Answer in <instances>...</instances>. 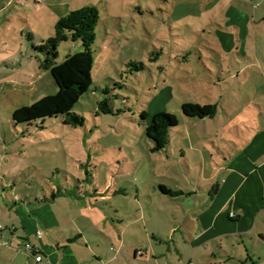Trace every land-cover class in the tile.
Here are the masks:
<instances>
[{
	"label": "rangeland",
	"instance_id": "obj_1",
	"mask_svg": "<svg viewBox=\"0 0 264 264\" xmlns=\"http://www.w3.org/2000/svg\"><path fill=\"white\" fill-rule=\"evenodd\" d=\"M215 1L0 0V264H36L29 244L40 249L43 264L72 263L67 241L78 232L83 241L73 246L81 261L92 264L98 254L111 259L118 251L122 262L116 264H139L133 253H121L117 227L133 245L151 241L164 253L172 248L177 254L172 239L157 244L148 235L160 227L172 236L169 212L184 213L172 204L180 196H166L160 186L200 195L199 188H212L211 174L219 173L236 144L243 145L264 99V39L251 44L242 29L216 30L217 20L226 25L230 17L225 5L235 3L251 15L253 0H222L213 7ZM87 6L98 9L100 20L93 84L74 107L85 125L68 126L63 116L15 125V110L58 92L35 48L53 36L63 17ZM250 48L251 56L255 49L260 56L257 66L244 58ZM82 51L81 42H64L57 62ZM101 101H108L113 114L100 111ZM187 102L216 103L220 115L188 118L181 108ZM143 111L179 119L163 152L151 151ZM44 190L49 198L44 205L20 201L44 198ZM153 206L163 211L159 227L132 218L143 208L151 217ZM255 252L248 264H264V247ZM246 255L241 250L237 258ZM170 259L153 263L179 264Z\"/></svg>",
	"mask_w": 264,
	"mask_h": 264
},
{
	"label": "crops",
	"instance_id": "obj_2",
	"mask_svg": "<svg viewBox=\"0 0 264 264\" xmlns=\"http://www.w3.org/2000/svg\"><path fill=\"white\" fill-rule=\"evenodd\" d=\"M252 4L251 9L254 13H250L251 15L237 9V6L228 9L225 16H230L226 17V20L231 23H228L231 31L242 29L244 33L246 32L245 38L251 44H257L259 40L264 39V0H253ZM251 50L252 48L248 50L244 58L248 59L251 66H257L256 61L261 63L260 56L257 49L251 56ZM262 71L264 74L263 68ZM257 106L261 115L255 116L253 121L256 125L250 128L248 136L243 135L241 147L236 144L235 153L226 158L225 165L219 168V173L211 174L212 188H199L201 195L189 191L188 194L181 191L177 196L166 195L172 198L180 196L179 199L172 200V204L184 211L182 216L177 212L178 209H172L169 212L170 222L174 225L172 236L160 229L159 222H165L164 218L159 216L163 211L154 206L151 207V217L144 208L139 210L138 215L132 217L136 218V222L145 221L147 226L152 223L158 225V231L148 230L149 237L157 244L164 242L165 239H172V244L177 245V254H173L172 248L164 253L151 241L133 245L126 239V234L117 227L122 254L127 255L128 251L130 254L133 253L139 264H154L153 261H159L165 257L169 259V262H171L170 258H174L179 264H224L223 261L225 264H235V262L238 264V261L248 264L249 261H253L256 249L264 247V99H262V105ZM222 154L225 156V153ZM171 217H174L173 221ZM126 226H128L127 230H130L133 225L127 223ZM177 234L181 237L178 238ZM135 237L138 238V236ZM83 238V233L78 232L75 237L67 241L70 246L66 249L71 251L74 259L68 264H90L79 259L82 255L79 253L78 256V250L73 246L74 243L83 241ZM112 245L114 248V244ZM131 245L133 250L128 249ZM57 247L61 249L59 245ZM124 250L128 251L123 253ZM241 250H245L247 255L237 258ZM119 253L117 251L111 259L98 254L96 257L93 256L94 261L91 260V263L122 262Z\"/></svg>",
	"mask_w": 264,
	"mask_h": 264
},
{
	"label": "trees",
	"instance_id": "obj_3",
	"mask_svg": "<svg viewBox=\"0 0 264 264\" xmlns=\"http://www.w3.org/2000/svg\"><path fill=\"white\" fill-rule=\"evenodd\" d=\"M222 0H216L212 3L215 7ZM238 1V0H237ZM242 2V1H241ZM244 2V1H243ZM245 3V2H244ZM248 4V3H247ZM235 3L225 5L226 11L231 7H237ZM225 11V13H226ZM187 14H191L187 12ZM99 11L94 6H87L78 11L69 13L63 17L55 26L54 34L51 38L43 42V45L36 47L35 50L45 57L43 68L49 70L54 81L57 84L58 92L54 95L45 96L41 100L29 106H23L13 112V121L15 125L29 124L50 118L64 117V124L74 128L85 125L84 117L74 112V107L80 102L81 98L87 94L93 84L92 70L94 64L93 47L97 39V26L99 23ZM224 21V19H223ZM226 25H221V21H216L218 32H230L228 20ZM81 42L84 51L75 54H69L63 62L58 63V49L64 42ZM186 57L191 52H186ZM198 53H201L199 51ZM187 59V58H185ZM133 65V63H131ZM142 64H140L141 66ZM183 115L192 118L204 120L205 118L215 119L220 113L218 104L200 105L198 103H184L182 105ZM99 109L104 114H113L108 101H101ZM142 120L147 122L146 136L153 143L152 152H163L171 143V132L179 126V119L174 114L160 112L150 115L147 111L142 112ZM80 185L76 188L78 189ZM58 187L59 195H65ZM160 190L165 195L177 196L179 193L168 190L165 186H160ZM55 195L56 190L52 188ZM44 198L35 197L30 199L27 196L20 198L25 206L44 205L49 202L46 191ZM54 201V199H52ZM3 230V229H2ZM9 241L7 246H9ZM6 247V246H5ZM27 248V246H26ZM31 251L30 259L36 263L45 261L44 255L38 247ZM41 256L42 262H38L37 257Z\"/></svg>",
	"mask_w": 264,
	"mask_h": 264
},
{
	"label": "built area",
	"instance_id": "obj_4",
	"mask_svg": "<svg viewBox=\"0 0 264 264\" xmlns=\"http://www.w3.org/2000/svg\"><path fill=\"white\" fill-rule=\"evenodd\" d=\"M233 217V216H232ZM0 230H2V227L0 226ZM6 246H7V244H5ZM4 245H2V244H0V248L1 247H3ZM34 249V247L32 246V245H28L27 246V250H33ZM38 262H42V258H41V256H39V257H37V259H36Z\"/></svg>",
	"mask_w": 264,
	"mask_h": 264
}]
</instances>
